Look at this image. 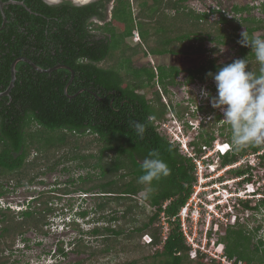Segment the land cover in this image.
<instances>
[{
  "label": "trees",
  "instance_id": "trees-1",
  "mask_svg": "<svg viewBox=\"0 0 264 264\" xmlns=\"http://www.w3.org/2000/svg\"><path fill=\"white\" fill-rule=\"evenodd\" d=\"M17 1L24 5L12 3L3 7L6 22L0 29V91L8 86L10 66L18 56L29 58L41 68L63 64L70 69L59 67L40 72L25 61L16 63L9 96H0V195L6 192L2 181L8 184L11 181L16 187L35 180L43 184L42 178H36L58 166L62 165L60 169L66 171L73 165L87 171L69 180V185L55 189L61 194L79 191L95 198L89 209L76 213L80 218L89 215L94 218L90 221L92 227L85 231L79 228L78 221H70V226L79 229V235L68 242L71 250L87 252L88 258L66 264H85L88 260H92L91 264H109V257L122 252L140 254L128 264H223L205 260L200 253L191 258L179 220H172L192 191L195 165L178 142L170 140L162 123L173 114L186 132L191 130L184 114L195 112L188 104L173 103L169 86L204 79L207 73H216L233 61L220 65L209 61L207 67L186 70L182 80L177 79L181 69L175 65H133V58L138 55L191 54L192 45L184 43L190 40V34L179 33L178 23L192 19L198 26L206 20L207 13L183 10L180 4L185 0H142L133 17L129 1L116 0L111 20L101 24L109 0L83 5L68 0L55 4L44 0ZM219 14L221 19L217 22L227 23L223 14ZM217 22L212 23L215 28ZM133 30H137L139 40L130 44L126 39L133 38ZM217 31L219 42L237 39L233 31L229 34L225 29ZM195 48L201 49L199 45ZM249 51L244 46L240 50L243 59L250 63L246 70L260 74L258 62L252 66L250 59L254 54ZM71 70L73 77L67 85ZM211 111L210 121L202 124V131L189 143L198 154L203 144L210 147L214 140L211 132L219 114ZM133 121L145 124L142 139L131 126ZM260 149L264 145L233 148L220 157V165L231 164ZM153 150L167 163L170 175L154 180L150 186L142 185L138 183L139 176L144 174L141 164ZM260 158L263 166L264 152ZM251 168L243 164L233 171L241 176L250 173ZM148 187H151L148 198L139 197ZM259 190L264 192V186ZM51 196L40 192L17 211L9 205L0 206V264L6 263L2 258L5 246L10 247L18 236L26 231L47 233L49 218L58 209L49 204ZM250 201L255 202L253 206ZM241 203L246 212L264 208V198ZM162 212L168 223L163 242ZM239 221L238 218L227 224L217 239L225 256L232 264H264V240L259 237L253 241L264 224L258 222L248 229ZM145 234L151 238L148 244L141 241ZM84 236L99 239L100 245L85 242ZM63 245L59 241L56 254L66 256Z\"/></svg>",
  "mask_w": 264,
  "mask_h": 264
},
{
  "label": "rangeland",
  "instance_id": "rangeland-1",
  "mask_svg": "<svg viewBox=\"0 0 264 264\" xmlns=\"http://www.w3.org/2000/svg\"><path fill=\"white\" fill-rule=\"evenodd\" d=\"M116 0H114L113 4H110V7H114ZM130 4V9L132 12V16L135 17L136 14L139 12V3L142 0H128ZM233 0H185L181 2L180 8L187 12H202L206 9L215 7V9L218 7V9H223L221 10L223 13H227V10ZM235 1V0H234ZM149 2V1H148ZM217 6V7H216ZM111 9V8H110ZM219 10V11H220ZM169 12L173 13L174 10H169ZM217 17L216 12L209 17L210 20H215ZM202 21V20H201ZM119 25V24H118ZM178 31L179 33H184V34H190V40H184V43L188 45H192L193 49H196L198 45L202 43L203 48H206L207 46H211L210 42H203L200 41L198 38L203 37L204 35H211L214 36L217 32L215 30L214 24L211 22L203 21L200 22L198 26H195L193 24L192 19H188L184 23L179 22L178 23ZM118 28L120 27L117 26ZM150 28L153 29L154 26L150 24ZM134 35V34H133ZM133 39V40H132ZM198 39V40H195ZM126 41L130 44L136 43L134 41V36L131 39L130 37L126 39ZM210 43V44H209ZM207 45V46H206ZM219 52H212V53H205V58H214L217 61H223L225 59H229L233 56L236 55L238 56L237 53L235 54L234 49H229L228 46L226 47H219ZM224 48V50H223ZM207 49V48H206ZM194 57L193 61H196L199 59V54L193 53L189 54V57ZM235 57V58H236ZM203 58V59H205ZM239 58V57H238ZM237 58V59H238ZM203 59H200L198 62H201ZM171 57L169 55H163V56H153L152 54H149L148 56H141L138 55L133 58V65L134 66H140V65H146V66H153L155 64L160 63L163 65H166L167 63H170ZM192 61V62H193ZM254 61V62H253ZM251 62H253L252 66H254L255 59H251ZM185 71H182L178 77L179 80H182L183 75ZM180 82V81H179ZM188 83H179L178 85L175 86H169V96L172 102H180L185 104L188 99L189 95V90L187 88ZM198 84L202 85V83H195V84H190V88L196 89L198 91ZM157 88V86H156ZM206 90V89H205ZM192 92L195 94V91L192 90ZM149 96L150 94L147 93ZM196 95V94H195ZM168 98V97H166ZM210 102L209 99H203L200 101V103H204V105H207L206 103ZM197 103V102H196ZM194 106H192L193 108ZM206 110V109H205ZM208 111V110H207ZM220 111V110H219ZM211 112H202V111H197L196 115L199 116L198 121L200 123V128L194 129V131H191L190 133L187 132V136H185L186 141L188 139H192V137H197L198 133L202 131V124H206L208 119L210 118ZM223 115V114H222ZM176 116V115H175ZM170 117V115H169ZM184 117H187V114H184ZM210 121V120H209ZM221 123H214L213 126V131L211 132L214 136V139L217 138L219 142L229 140L231 143V134H230V128H225V124H223V128H221ZM197 131V134L195 133ZM185 152V151H184ZM187 153V152H186ZM248 154V153H246ZM32 155V152H31ZM30 155V156H31ZM243 157V156H241ZM240 157V158H241ZM256 158V156H253ZM216 159V157H214ZM252 158V157H251ZM250 158V159H251ZM211 163H216L215 161H210ZM248 165V161H246ZM218 164V162H217ZM217 164L211 165L210 164V169H215L211 171L213 176L218 173V177H222V179L229 180L231 182V189L234 186V180L237 176L236 174H232L229 172H224L221 171V167L217 166ZM244 162L242 163V165ZM70 165V164H68ZM62 166V165H61ZM61 166L56 167V169L47 171L45 174L40 175L38 178H42L44 183H37L33 182L31 184L24 183L18 187L13 186V184L10 183L8 184L5 181H2L4 185V189H6V192L2 195H0V206L6 207L9 205V207L15 211L20 210L24 207H26L27 203L31 201V199L34 196H37L40 194V192H44L47 194H52L51 198H49V204L54 207H58V209L54 212V215H52L49 218V224L45 229H47V233L42 234V233H37L34 231H26L24 234L18 236L15 238L13 244L8 247L5 246V249L2 253V258L6 260L5 264H66L69 262H76L84 258H88V253L87 252H72L71 247L72 245L69 244V241H72L73 238L77 235H79V229L78 228H73L72 226L69 225L70 221L75 219L80 223V227L82 230H87L90 227H92L93 222H90L92 218H94V215H89L86 218H80L76 213L78 210H81L83 208L89 209L90 206H92L93 200L95 201V198L92 199L91 197H87L84 194L80 193L79 191H71L68 194H61L57 192V189L55 187L57 186H63V185H69V180L71 179H77L79 174H85L87 170L85 169H78L74 167L73 165H70L66 171H62L60 168ZM236 167V166H234ZM231 167V168H234ZM264 167V165L262 166ZM229 171V170H228ZM255 172V171H254ZM262 173V171H261ZM262 175V174H261ZM207 176V175H206ZM217 175H215L213 178H215ZM217 177V178H218ZM203 180H207L206 177ZM219 180V179H218ZM214 179L211 181L213 182ZM233 181V182H232ZM205 181L203 185H205L203 189L200 191H207L209 193L210 190L213 188H216L217 186L220 187L221 183L219 181L215 182L214 184H207ZM242 188V187H241ZM221 192V191H220ZM142 195V193L139 194V197ZM207 201V200H206ZM203 206V211L199 212V216L197 218V223H194L189 220L187 224V231L190 233L196 231V239L198 242H200L204 238V234L206 236V239L213 238L217 239L222 236L225 230V226L229 224L226 219H221L219 222V225L217 227V231L215 232L213 229V222H210L208 226L206 227V221L208 215L204 213L206 206L205 204H202ZM238 209L237 211V219L239 218L242 224H245L248 229L250 227L255 226L258 222L259 224H264V208L261 207L259 210H249V211H243V206H237ZM207 211V210H206ZM234 211V209H233ZM255 213V214H254ZM246 214V215H245ZM226 216V214H224ZM230 217V216H229ZM229 219V218H227ZM70 220V221H69ZM230 221V220H229ZM243 221V222H242ZM195 226L196 228H193ZM250 226V227H249ZM24 237L26 240H24ZM261 237L264 240V225L261 226V228L256 232V236L254 237L253 241H257V239ZM85 242L98 246L100 245V240L95 239L91 236H84ZM9 241V240H8ZM59 241L64 242V251L67 252L66 256H62L60 254H56V249H57V244ZM141 241L143 242L142 238ZM10 242V241H9ZM8 242L9 245L10 243ZM141 242V243H142ZM7 243V242H6ZM219 242H215L213 246H211V243L208 241L206 248L211 249L212 252H214V248H216V245ZM253 246L251 245V248ZM144 253L147 254L146 249L144 250ZM140 254L135 253V254H129V253H119L118 256H112L109 257V264H120L121 261L128 262L132 260L133 257L139 258ZM106 261V260H105ZM92 260H88L85 264H91ZM222 263V262H221ZM241 264V263H240Z\"/></svg>",
  "mask_w": 264,
  "mask_h": 264
},
{
  "label": "clouds",
  "instance_id": "clouds-1",
  "mask_svg": "<svg viewBox=\"0 0 264 264\" xmlns=\"http://www.w3.org/2000/svg\"><path fill=\"white\" fill-rule=\"evenodd\" d=\"M133 34L134 41H138L139 36L137 30H133ZM242 37L243 38L240 43L243 46L250 47L253 50L255 59L260 66V74L254 73L251 70H246V68L249 66V62L247 59H235L232 63L220 68L216 73L209 72L206 74L215 82L217 93L216 96H211V93L208 92L206 88H203V86L200 84H198L199 92H197L194 88H190V86L188 88V84L186 85L188 90L191 91V98L189 99L190 101H188L187 99V102L185 103L189 105V109L195 112L197 106L204 104H201L200 101L207 98L209 99L213 108L220 110V114H223V120L230 128L231 143L229 142V140L219 142L217 138H215L212 142V145L210 146V148H212L213 144L216 141L219 143H226L228 145L224 152H215L209 157L207 161V163L211 165L217 164L218 162L217 166H220L221 169L230 164L221 166L220 157L226 154L232 148L241 150L249 146L264 145V38L256 36L250 39L243 33ZM170 54L172 53H169V55ZM185 55L189 56V54ZM195 83L200 82L198 80H195L192 84ZM192 90L195 91L196 95L192 92ZM192 100H195V102H192ZM192 106L194 107L192 108ZM187 121L192 126L191 130L188 131L189 133L191 131H194V129L198 127L200 128L199 121H196L194 119L191 120L189 118H187ZM165 123L166 125L164 127L166 129L169 128L178 136L179 139H176V141L178 142L179 146L180 139L182 141H185V143L187 144H189L190 141L194 139V137H192V139H188V141H186L185 136H187L188 133L186 132L182 122L173 114H170L169 119ZM131 126L135 129L136 134L142 139L146 131L145 124L133 121L131 122ZM195 133L197 134V131ZM214 157H216V159ZM215 160L216 163L210 162ZM235 162H232L231 164ZM141 168L144 174L139 176L138 183L148 186H150L154 180H160L162 177H167L168 175H170L171 171L167 163L159 158V153L155 150L151 151L148 154V157L143 160ZM231 169L233 168H226L223 171L226 172ZM213 170L215 169H212V171ZM218 176L219 175L208 180L207 184H214L215 182L219 181L221 183L220 187L213 188L209 192H216L218 190L219 193L216 194L215 197L221 198V189L227 190L228 193L232 189L231 182H229V180H225L226 184H223ZM236 176L239 179H236L235 183L237 185H241L245 179L240 178L242 175ZM213 179L214 181L211 183L210 181H212ZM239 181L241 182L239 183ZM150 192L151 187L146 188V190L142 193L143 197L147 199ZM206 192L207 191H204L203 193ZM246 199L254 200L256 198L253 199L252 197ZM246 199H243L242 197L236 195H231L229 196V198L223 197L222 202L216 204V207L219 210H222L228 206H232V210H225L224 214H226V217L230 218L229 216H231L232 213H235L237 217V206H242L241 202ZM232 200H235V202H232ZM219 244L222 243H218L217 245ZM230 264H232V262Z\"/></svg>",
  "mask_w": 264,
  "mask_h": 264
},
{
  "label": "built area",
  "instance_id": "built-area-1",
  "mask_svg": "<svg viewBox=\"0 0 264 264\" xmlns=\"http://www.w3.org/2000/svg\"><path fill=\"white\" fill-rule=\"evenodd\" d=\"M166 123H162V126H165ZM167 133L170 137L171 141H176V139H179L178 136L172 132L169 128H167ZM180 141V147L182 150L188 153V156L192 158V161L195 165V175H196V181L192 185V191L184 203V205L179 209L176 216L172 217V220L175 218L179 219L180 227L183 232V235L185 237V242L187 245L190 246L189 255L191 258L196 257L199 253L201 255H204L205 260H220L223 264H230L232 260L227 259L223 252V245L219 244L216 245V248H214V252H212L211 249L206 248L207 242L209 241L211 243V246H213L216 242V239L210 238L206 239V236L204 234V238L198 242L196 239V231L190 233L187 231V224L189 220L193 221L194 223H197V218L199 216V212L201 210L203 211V205L205 204L206 209L204 213L208 215L207 221H206V227L212 220L213 222V229L214 231H217V227L219 225V222L221 219H226L228 222L233 223L235 221L236 214L232 213L229 219L224 215L225 210H232V206H228L222 210H219L216 207V204L221 203L223 197H228L231 195L240 196L243 199L246 198H264V192L260 191L259 188L264 186V167L260 166V155L263 154L264 149H260L255 153H248L245 154L243 157L239 158L235 163L225 166L221 169V171L225 170L226 168H231L236 165H247L246 161H248V166L252 167L250 169V173L245 172L240 178L245 179L247 176L250 177V180H244V182L241 185H237L234 183V186L232 187V190L228 193L227 190L221 189V198H216L215 195L219 193L217 190L216 192H209V193H203L204 191H200L201 189L204 190V182L207 180H210L215 175H218L216 173L214 176L210 173H212V169H210V164L207 163L209 157L213 155L215 152H224L228 145L226 143H219L215 142L212 146V148L206 146L203 144L201 146L202 152L200 154L196 153L194 148L190 146L189 144L185 143V141ZM253 156H256L254 158ZM252 157V158H251ZM251 158V159H250ZM255 171V172H254ZM262 171V173H261ZM262 174V175H261ZM207 175V176H206ZM206 177L207 180H203ZM236 179H239L238 177L234 180L236 182ZM233 182V181H232ZM242 187V188H241ZM218 188V186H217ZM207 200V201H206ZM232 202H235V200H232ZM207 210V211H206ZM160 223L162 225V242L166 238V233L168 229V223L166 220V217L164 213H161L160 215ZM230 220V221H229ZM193 228H196L193 226ZM142 240L144 243L148 244L151 240L150 236L145 234L142 236Z\"/></svg>",
  "mask_w": 264,
  "mask_h": 264
},
{
  "label": "flooded vegetation",
  "instance_id": "flooded-vegetation-1",
  "mask_svg": "<svg viewBox=\"0 0 264 264\" xmlns=\"http://www.w3.org/2000/svg\"><path fill=\"white\" fill-rule=\"evenodd\" d=\"M44 1H46L49 4H55V3H58L62 0H44ZM68 1H70L71 3H73L75 5H83V4L91 2L89 0H68ZM92 1H94V0H92ZM113 3H114V0H109L108 3L106 4V11H105L106 16H105L104 20L99 21L101 24L104 23L105 21L111 20L113 6L110 7L109 5L113 4ZM216 10H218V11H216ZM219 10L220 9H218V7L216 9H215V7H211V8L208 7V9L202 11V12L207 13V18L205 21L208 20L211 23L217 22L218 20L221 19L220 18L221 15L219 14V12H221V14H223L224 18L226 19L227 23H225V20H224V22H221V23L217 22L218 27H216L215 30H217V28H219V30L225 29V31H228L227 34H229V32H231V31H233V34L237 39L232 40V41H227L225 43L219 42L216 40V37L218 36V34H220V32H218V31H216L217 33L214 36H211L208 34L206 36L204 35L203 37H200L201 38L200 41H203L204 43L210 42L211 46L206 45L207 46L206 47L207 49H206V48H203V45L201 43L199 45L201 47L200 50L194 49V51L191 52V54H193V53L199 54L198 60L193 61V60L188 59V60H184V62L181 63L180 65H175V66L179 67L180 69H182V71H185L184 72L185 74H187L186 70H196L202 66L207 67L210 63L209 61H214L215 64L220 65V64H225L229 61H234L238 57H239L238 59H243V56L241 55V52H240L243 45L240 43L241 40H239V39H242V38H240V37H242V33L244 35H246L247 37H249L250 39L254 38L256 36L264 38V0H235V1L233 0L230 4L226 14L221 11L223 9H221L220 11ZM214 12H216L217 17L215 20H210L209 17H211V15L214 14ZM93 19L97 21L96 18H93ZM248 27H250L249 30H248ZM226 46H228L229 49L235 48L236 50L234 51V53L235 54L237 53L238 56L236 57V55H235V56H233L229 59H225L223 61H217L214 58H209V57L205 58L204 57L205 53H208V52L209 53H212V52L218 53L219 49H220L219 47H226ZM244 47L246 49H249L250 50L249 52H252L254 54L253 50L250 47H246V46H244ZM163 55H169V53H165ZM163 55H153V56L156 57V56H163ZM245 56H246V54H245ZM203 58H205V59H203ZM200 59H203V60L201 62H198ZM252 59H255V55L252 56ZM255 62H257L256 59H255ZM156 65H160V63L157 62V64H155L153 66H156ZM166 65H174V64H171V62H170V63H167ZM249 65H250V63H249ZM248 70H250V69H248ZM188 74H189V72H188ZM195 80H198L200 83H202L203 88H206L208 90V92L211 93V96L214 97L215 94H217L215 82L211 77L206 76L204 79L195 78ZM195 80L188 82V88H189V85L192 84ZM188 93H189L188 101H190L189 99L191 98V96H190L191 91H189ZM192 102H195V100H192ZM206 104L207 105L202 104V105L197 106L195 113L192 115L188 114V118L191 120L194 119V120L198 121L199 116L196 115L197 111H202V112L206 111L207 113L211 112L210 118H212L213 112L211 111V109H213L214 111H216L219 114V118L216 120V123H221V125L219 124L221 126V128H223V126H224L223 124L226 125V126H224L225 128H229L227 123L223 120V115L220 114V111L216 108H213L211 106L210 102H207ZM199 107H203L204 109L201 110V109H199ZM209 120L210 119H208V121ZM230 134H231V131H230ZM232 150H233V148L230 150V152ZM239 166H241V165H236V167H234L233 169H236ZM233 169H231L227 172L234 174ZM222 177H224V176L223 175L220 176L219 179L223 182V184H226L225 181L222 179ZM240 182L241 181H239V183ZM254 203L255 202L250 201L251 206H253Z\"/></svg>",
  "mask_w": 264,
  "mask_h": 264
},
{
  "label": "water",
  "instance_id": "water-1",
  "mask_svg": "<svg viewBox=\"0 0 264 264\" xmlns=\"http://www.w3.org/2000/svg\"><path fill=\"white\" fill-rule=\"evenodd\" d=\"M89 1H92V0H89ZM12 3L24 5V3L22 1H17V0L2 1V0H0V11H1V14H2V23L0 25V29L4 27L5 22H6V16H5L4 12H3V7L5 5H7V4H12ZM169 56L171 57V61H170L171 64H174V65H180L181 63L184 62V60H188V59L193 60L194 59V57H191V56L189 57L188 55L181 54V53L170 54ZM20 60L25 61L26 63L30 64L35 70L40 71V72H49V71H51V70H53L55 68H59V67L69 68L68 66L63 65V64L54 65L53 67H50V68H41L38 65H36L34 62H32L29 58L24 57V56H18L11 63V66H10V81H9V84L6 87V89L3 90V91H0V96H4V95H8L9 96L10 90L12 89V87L14 85V81H15V73H16L15 65ZM72 77H73V72L71 70V77H70L67 85L71 81ZM67 85L65 86V90H66Z\"/></svg>",
  "mask_w": 264,
  "mask_h": 264
}]
</instances>
